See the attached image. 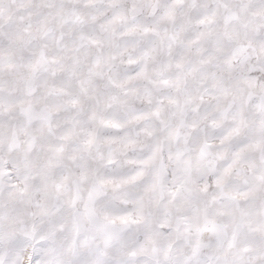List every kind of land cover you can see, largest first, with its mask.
I'll use <instances>...</instances> for the list:
<instances>
[{
  "label": "snow or ice",
  "instance_id": "6c2138e0",
  "mask_svg": "<svg viewBox=\"0 0 264 264\" xmlns=\"http://www.w3.org/2000/svg\"><path fill=\"white\" fill-rule=\"evenodd\" d=\"M0 264H264V0H0Z\"/></svg>",
  "mask_w": 264,
  "mask_h": 264
}]
</instances>
